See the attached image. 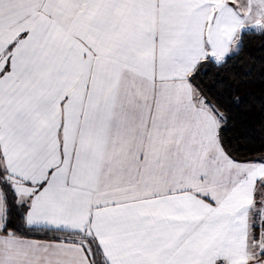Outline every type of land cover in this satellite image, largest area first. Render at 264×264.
Instances as JSON below:
<instances>
[{
    "label": "snow or ice",
    "instance_id": "snow-or-ice-1",
    "mask_svg": "<svg viewBox=\"0 0 264 264\" xmlns=\"http://www.w3.org/2000/svg\"><path fill=\"white\" fill-rule=\"evenodd\" d=\"M257 40L264 0H0V264H264Z\"/></svg>",
    "mask_w": 264,
    "mask_h": 264
},
{
    "label": "trees",
    "instance_id": "trees-1",
    "mask_svg": "<svg viewBox=\"0 0 264 264\" xmlns=\"http://www.w3.org/2000/svg\"><path fill=\"white\" fill-rule=\"evenodd\" d=\"M260 41H254L253 44L251 45L250 49H249V53L246 56V62L249 65L254 66L253 71L254 74H258L260 67H261V63L264 62V52H261L260 49ZM255 86H250L249 90L254 89ZM255 147H258L259 145H254Z\"/></svg>",
    "mask_w": 264,
    "mask_h": 264
}]
</instances>
